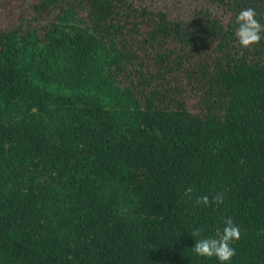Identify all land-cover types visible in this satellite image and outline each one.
I'll list each match as a JSON object with an SVG mask.
<instances>
[{"label":"trees","instance_id":"16d2710c","mask_svg":"<svg viewBox=\"0 0 264 264\" xmlns=\"http://www.w3.org/2000/svg\"><path fill=\"white\" fill-rule=\"evenodd\" d=\"M0 264H264V0H0Z\"/></svg>","mask_w":264,"mask_h":264}]
</instances>
